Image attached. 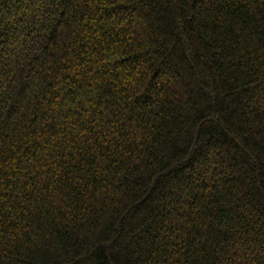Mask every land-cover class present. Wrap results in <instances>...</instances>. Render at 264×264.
<instances>
[{
	"label": "trees",
	"instance_id": "obj_1",
	"mask_svg": "<svg viewBox=\"0 0 264 264\" xmlns=\"http://www.w3.org/2000/svg\"><path fill=\"white\" fill-rule=\"evenodd\" d=\"M0 264H264V0H0Z\"/></svg>",
	"mask_w": 264,
	"mask_h": 264
}]
</instances>
